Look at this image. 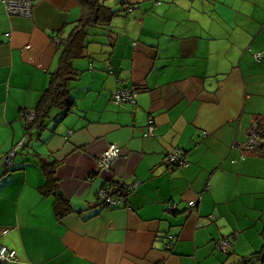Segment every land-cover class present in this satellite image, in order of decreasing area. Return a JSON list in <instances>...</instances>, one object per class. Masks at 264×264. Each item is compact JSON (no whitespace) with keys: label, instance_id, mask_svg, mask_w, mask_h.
Listing matches in <instances>:
<instances>
[{"label":"crops","instance_id":"0c3cea01","mask_svg":"<svg viewBox=\"0 0 264 264\" xmlns=\"http://www.w3.org/2000/svg\"><path fill=\"white\" fill-rule=\"evenodd\" d=\"M140 1L108 55L78 63L76 87L102 98V108L75 103L26 147L21 114L47 87L61 50L53 38L69 32L80 7L32 0L27 18L0 3V174L16 149L13 170L0 178V243L15 251L10 264H242L260 244L264 159L246 144L264 116V0ZM122 87L137 90L134 104L110 101ZM149 117L154 135L143 136ZM108 144L121 149L111 179L124 187L112 208L97 201L104 178L87 181ZM176 148L186 162L179 167L167 160ZM35 156L59 163L70 206L60 219L54 198L39 191ZM223 237L226 252L217 246Z\"/></svg>","mask_w":264,"mask_h":264},{"label":"trees","instance_id":"16d2710c","mask_svg":"<svg viewBox=\"0 0 264 264\" xmlns=\"http://www.w3.org/2000/svg\"><path fill=\"white\" fill-rule=\"evenodd\" d=\"M125 2L129 6V9L125 7ZM78 3L80 7L78 20L72 25V28L66 35L62 33L53 38L58 39L57 46L61 49L58 64L56 69L50 73L47 87L41 93L34 110H32L34 111V117L30 120L24 119L27 137L24 144L25 147L33 138L37 139L50 123L58 124L73 112L75 100L71 96L70 83L77 80L80 75V71L73 66L74 61L88 57V46L92 42L102 44V46L104 44L112 48L115 44L116 35L112 36L110 30L111 21L116 16L131 12L135 0H120V10H112L105 4L104 0H78ZM99 37L105 38V40L103 39L102 41ZM254 58L256 61H259L261 55L257 59L254 54ZM92 68L91 64L90 69ZM254 125L256 126L257 144L251 148V151L252 154L264 159V116H257L254 120ZM35 157L45 179L39 191L46 197L51 196L54 198L52 204L53 210L56 217L60 219L70 211V206L68 199L63 194L62 196L58 194L60 191V180L57 176L59 163ZM12 161L4 164L5 168L1 172L0 178L13 170L8 168ZM95 175L98 174L92 171L91 177ZM110 182L113 185L121 186L119 182H114L113 180ZM259 235L262 239L261 248L244 258L241 261L242 264H252L254 260L264 264V225Z\"/></svg>","mask_w":264,"mask_h":264},{"label":"built area","instance_id":"2783aa9c","mask_svg":"<svg viewBox=\"0 0 264 264\" xmlns=\"http://www.w3.org/2000/svg\"><path fill=\"white\" fill-rule=\"evenodd\" d=\"M0 3L4 6L5 12L9 16H20V17H32L33 15V2L32 0H0ZM126 4V2H125ZM125 7L129 9L126 4ZM131 8V6H130ZM54 44H58V39L53 40ZM257 59L260 58V54H255ZM137 91L133 87H122L117 88L111 93L110 101L113 104L120 105L124 103L134 104L136 99ZM34 117V111H27L22 113V118L25 120H30ZM146 131L143 136H153L154 135V123L153 119L149 117L146 123ZM257 144L256 126L253 125L249 130V138L246 146L251 149ZM16 154V149H13L6 154L4 158V164L10 163L12 158ZM121 149L116 144H108L101 152L97 155V160L93 168V173L98 174L105 180V185H103L97 192V201L101 207L112 208L119 203L118 194H121L124 187L113 185L111 182V172L115 161L120 157ZM243 157V156H242ZM167 160L173 167H179L184 165L186 162L183 157V153L180 149H173L168 152ZM92 174V173H91ZM92 177L89 176L87 181H91ZM138 182L131 184L126 190V193L131 192L135 189ZM200 196L197 200L189 201V208H194L197 205V201L200 200ZM175 208V205L172 206ZM231 245V240L226 237L221 238L218 241V248L222 252H226L227 247ZM15 251L0 243V264H10L15 260Z\"/></svg>","mask_w":264,"mask_h":264},{"label":"rangeland","instance_id":"374dc122","mask_svg":"<svg viewBox=\"0 0 264 264\" xmlns=\"http://www.w3.org/2000/svg\"><path fill=\"white\" fill-rule=\"evenodd\" d=\"M142 1H146V0H141L140 3H142ZM105 4L107 6H109L112 10H120L121 9V5H120V0H104ZM131 14L132 12H128V14L124 13L121 14L119 16H116L112 19L111 21V26H110V30L112 32V36L116 35L117 36H122L125 34V29L127 28L126 25L128 24L130 18H131ZM132 22V21H131ZM105 40V38H103ZM113 39V38H112ZM104 48V49H103ZM111 47L109 46H105L103 44H96L94 42H92L89 46H88V50H87V54L88 57H84L81 59H76L73 63L74 68L78 69V70H82L84 71L83 67H79L78 63H82V64H88V62H95V64H98L99 60L103 57L108 55V53L110 52ZM79 82L75 81V82H71L70 83V87H71V96L72 98H74L75 103L79 104L80 106H85V105H90V104H94L96 106H98L99 108L101 107V103H102V98L97 99L94 95V93L91 92H87L90 93L88 97L83 96V94L85 92H81L80 89H78L76 87V85ZM90 89V88H88ZM86 89V90H88ZM109 102V101H107ZM67 118V117H66ZM64 120H62L63 122ZM18 157H20V155H18ZM254 232L256 233L255 236H258L260 244L258 245V247L256 248V251H258L261 248V244H262V239L259 235V229H255L254 228ZM252 264H261L260 261H255Z\"/></svg>","mask_w":264,"mask_h":264},{"label":"water","instance_id":"95a60500","mask_svg":"<svg viewBox=\"0 0 264 264\" xmlns=\"http://www.w3.org/2000/svg\"><path fill=\"white\" fill-rule=\"evenodd\" d=\"M58 194H59V196H62V191H59V193H58Z\"/></svg>","mask_w":264,"mask_h":264}]
</instances>
